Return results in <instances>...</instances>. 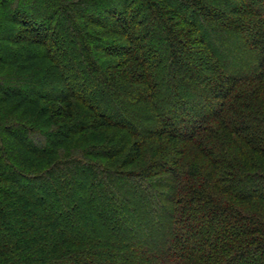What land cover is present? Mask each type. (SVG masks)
<instances>
[{
  "label": "trees",
  "instance_id": "obj_1",
  "mask_svg": "<svg viewBox=\"0 0 264 264\" xmlns=\"http://www.w3.org/2000/svg\"><path fill=\"white\" fill-rule=\"evenodd\" d=\"M0 264H264V0H0Z\"/></svg>",
  "mask_w": 264,
  "mask_h": 264
}]
</instances>
